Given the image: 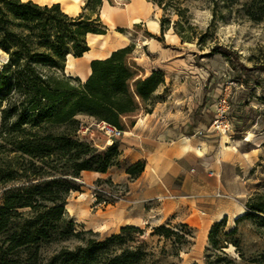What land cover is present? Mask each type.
I'll return each instance as SVG.
<instances>
[{
	"label": "rangeland",
	"instance_id": "rangeland-1",
	"mask_svg": "<svg viewBox=\"0 0 264 264\" xmlns=\"http://www.w3.org/2000/svg\"><path fill=\"white\" fill-rule=\"evenodd\" d=\"M32 1L38 4L59 3L62 11L71 16L80 13L84 4L81 0ZM157 1L163 4L164 9L156 4ZM244 3L245 0L106 1L102 4L99 17L101 11L107 10L114 17L113 23L100 17L101 23L107 27L105 34L97 38L87 37V41L91 42L87 53L80 58L70 57L65 66L66 76L79 77L83 81L88 77L91 60L102 59L115 50L130 47L131 56L145 76L153 69L160 70L164 75V84L153 95L152 110L156 109L160 122L168 128L191 126L198 135H217L210 130L214 109L225 85L234 83L231 86L229 109L232 127L228 136L218 135L221 149H224V142L232 141V136L240 142L243 150L255 144L261 145L262 157L254 164L255 168L250 174L242 173L238 167H226L223 172L219 168L213 171L221 181L222 174L224 176L223 189L214 193V199L234 207L225 226L216 235L219 247L215 249L208 241V232L214 223H210L201 209H195L186 217L185 213L166 209L162 214L159 212L156 219L153 217V224L141 226L144 227L141 233L137 230L121 233L120 229L115 233L106 231V217L100 211L102 207L114 201L132 200L128 194L132 179L126 174L131 164L124 155L127 146L141 145L151 150L153 145L165 140L159 139L156 134L149 140L123 134L116 140L108 141L94 120L80 117L81 125L87 128L79 136L81 141H86L98 150L117 143L122 152L120 163L110 169L109 175L96 173L94 177L100 178L90 179L88 174H80L77 180L79 187L69 193L65 205L67 218L73 221V227L65 222L63 230L52 235L50 240L38 243L37 264H75L60 259L52 261L62 248L77 251L80 257H84L77 264H104L107 259L121 256L123 252H128V264H205V261L228 264V260L235 264H256L252 261L260 260V255L264 253V222L242 219L236 223L234 219L239 212L245 213V202L250 196L254 193L264 195V71L258 68L264 67V21H250L245 15ZM134 18H139L141 22L133 24ZM161 23L163 33L160 32ZM174 24L180 25L182 35L189 37L190 43H182L175 34ZM214 46L228 49L238 59L232 60L211 52ZM6 59V55L0 52V67ZM239 63L251 70L241 71ZM146 114L141 111L138 116ZM191 127L184 133H188ZM165 143L171 145H167L168 154L176 145L170 141ZM195 154L201 155L199 151H195ZM204 175L209 179L215 178L211 170L204 171ZM243 175L250 176L252 180L245 186L239 184ZM233 177L238 180V184L233 181ZM217 193L221 196H216ZM167 199L176 201L177 197L165 194L148 203L155 202L153 205L161 211L164 208L161 204ZM97 203L100 205L95 213L94 206ZM199 207L206 208V205L201 204ZM76 221L86 222L87 226L93 225L95 221V229L87 230ZM159 227L181 236L192 235L193 239H189L191 244L185 245L183 239L171 234L168 238L155 234V229ZM233 227L237 228L236 233L224 237L223 233ZM65 231L70 233L64 234ZM113 235L119 238H113ZM235 240L239 242L237 248L233 246ZM32 250H20L16 254L18 256H13L17 261L13 264H25L24 259L29 257Z\"/></svg>",
	"mask_w": 264,
	"mask_h": 264
},
{
	"label": "trees",
	"instance_id": "trees-1",
	"mask_svg": "<svg viewBox=\"0 0 264 264\" xmlns=\"http://www.w3.org/2000/svg\"><path fill=\"white\" fill-rule=\"evenodd\" d=\"M81 1L82 11L71 16L59 3L0 0V50L7 58L0 67V264L16 263L13 256L31 249L25 264H37L38 243L63 230L65 222L73 227L65 205L69 193L79 187L80 174H106L119 165L122 152L117 143L98 150L81 141L77 135L79 118L130 131L141 111L152 112L153 95L164 84L160 70L143 74L130 47L91 60L90 75L84 82L65 75L67 57L80 58L89 50L87 36L104 35L107 30L99 11L109 0ZM156 4L164 9L160 1ZM244 6L250 21H264V0H245ZM173 27L182 43L191 42L182 35L179 24ZM163 29L161 23V33ZM211 52L238 59L224 47L214 46ZM258 68L264 71V67ZM239 69L251 70L240 63ZM144 168L145 161L140 160L129 165L126 174L136 179ZM242 219L264 222L263 194L254 193L247 199L245 213L235 222ZM226 221L224 216L208 232V241L215 249L219 247L216 235ZM131 230L142 231L131 226L120 228L121 233ZM236 230L233 227L223 236H232ZM155 234L164 238L171 234L183 239L185 245L193 239L192 235L181 236L165 227L155 229ZM238 245L235 240L233 246ZM127 253L115 255L104 264H128ZM83 258L77 251L62 248L52 261L77 264ZM252 263L264 264V253Z\"/></svg>",
	"mask_w": 264,
	"mask_h": 264
},
{
	"label": "crops",
	"instance_id": "crops-1",
	"mask_svg": "<svg viewBox=\"0 0 264 264\" xmlns=\"http://www.w3.org/2000/svg\"><path fill=\"white\" fill-rule=\"evenodd\" d=\"M163 126L164 123L160 122L156 109H153L149 114L138 116L132 130L124 132L126 135L148 140L155 137L156 134L159 139L170 141L176 146L168 154L166 148L170 144L165 141L156 143L151 150H147L141 145L127 146L124 155L130 164L144 160L145 168L138 178L129 182L128 194L131 195L132 200L114 201L111 204H105L102 207L103 210H100L106 217L104 219L106 231L115 233L125 226L143 229L145 226L153 224V217L156 219L158 213L162 214L166 209L178 211L180 214L185 213V217L195 209H201L205 211L204 215L211 224L218 222L220 218L228 217L234 207L229 203L214 199V193L223 189L224 176L222 174L221 181L213 171L219 168L223 172L226 167H238L242 173L250 174L255 168L254 164L262 157L261 145L255 144L248 150H243L240 142L231 136L232 141L224 142V149H221L222 144L217 138L218 135H198L194 133L195 128L191 126H188L191 127L188 133H184L187 126L180 129L178 125L169 128ZM195 151H199L201 155H196ZM149 158L152 159L149 160ZM208 170H211L215 178L205 177L204 171ZM109 171L106 174H99L106 176L109 175ZM83 173L88 174L90 179L100 178L94 177L95 172L84 171ZM233 181L238 184V180L234 179ZM239 181L241 182L239 184L245 186L252 180L250 176L243 175ZM165 194L176 195L177 200L163 201L161 207L164 208L161 211L160 208L153 205L156 204L155 202L148 203L165 196ZM201 204H205L206 208H200ZM98 205L100 204L97 203L94 206L95 213L99 209ZM146 205L148 206L146 207ZM66 211L68 212L67 209ZM95 220L97 221V218ZM76 222L87 230L95 229V221H93V225L89 226L86 225V222Z\"/></svg>",
	"mask_w": 264,
	"mask_h": 264
},
{
	"label": "built area",
	"instance_id": "built-area-1",
	"mask_svg": "<svg viewBox=\"0 0 264 264\" xmlns=\"http://www.w3.org/2000/svg\"><path fill=\"white\" fill-rule=\"evenodd\" d=\"M233 85V82H228L223 88L210 122V130L219 136H228L231 132L232 123L229 119V109L231 90L233 88L231 86ZM96 127L103 132V134L108 138V141L116 140L124 134L123 131H120L104 122L97 123ZM83 130H87V128L81 125L77 132L78 137L83 133ZM216 196L220 197L221 195L217 193Z\"/></svg>",
	"mask_w": 264,
	"mask_h": 264
},
{
	"label": "bare ground",
	"instance_id": "bare-ground-1",
	"mask_svg": "<svg viewBox=\"0 0 264 264\" xmlns=\"http://www.w3.org/2000/svg\"><path fill=\"white\" fill-rule=\"evenodd\" d=\"M74 1H78V0H74ZM44 2V1H43ZM104 2H106V1H104ZM103 2V3H104ZM54 3H56V2H54ZM43 4V3H42ZM66 6H68V5H66ZM100 17H103L106 21H108V22H110L111 24L113 23V19H114V17H113V15H111L110 14V12L109 11H107V10H103V11H101V13H100ZM141 22V20L139 19V18H134L133 19V21H132V23L133 24H137V23H140ZM89 36H92V37H94V38H97V37H100V36H98V35H88L87 37H89ZM89 44H91V42H89V41H87V45L89 46ZM103 45V44H102ZM0 52H2L1 50H0ZM87 53V52H86ZM85 53V54H86ZM85 54H83V55H85ZM110 54H108V56H109ZM71 56H68L67 57V63H68V59L70 58ZM68 66H69V64H68ZM88 74L90 75V69H88ZM85 80H83L82 82H84ZM142 121V120H141ZM139 123H141V122H139ZM243 215V212H240V213H238L237 214V216L235 217V219H237V218H239L240 216H242ZM221 219H223V218H220V220Z\"/></svg>",
	"mask_w": 264,
	"mask_h": 264
},
{
	"label": "water",
	"instance_id": "water-1",
	"mask_svg": "<svg viewBox=\"0 0 264 264\" xmlns=\"http://www.w3.org/2000/svg\"><path fill=\"white\" fill-rule=\"evenodd\" d=\"M69 77H71V76H69Z\"/></svg>",
	"mask_w": 264,
	"mask_h": 264
}]
</instances>
